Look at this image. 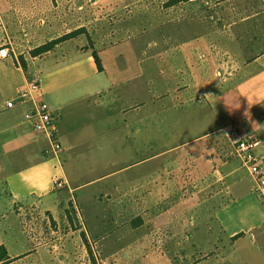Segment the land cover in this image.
Here are the masks:
<instances>
[{
    "label": "crops",
    "instance_id": "obj_1",
    "mask_svg": "<svg viewBox=\"0 0 264 264\" xmlns=\"http://www.w3.org/2000/svg\"><path fill=\"white\" fill-rule=\"evenodd\" d=\"M18 1L0 0V47L11 45L0 58V247L10 259L4 264H264V196L223 131L237 122L258 141L255 153L264 162V0L191 4L199 13L181 22L190 31L183 35L179 79L189 84L180 106L171 98L174 72L167 67L165 88L159 85L152 53L149 66H118L129 55L115 54L99 71L93 48L78 45L76 36L33 56L31 49L91 19L75 11L62 21L57 0H23L21 14L14 13ZM34 80L56 118L63 147L57 157L44 155L47 138L20 119L30 102L6 107ZM92 98L100 116L88 128L98 140L89 147L100 155L97 166H124L119 174L140 168L133 177L80 182L87 173L76 164L81 143L59 127L67 103ZM159 139L174 147L159 153ZM177 159L184 182H195L193 195L187 184L170 193L169 183L179 182L171 172ZM159 162L171 169L160 173Z\"/></svg>",
    "mask_w": 264,
    "mask_h": 264
},
{
    "label": "rangeland",
    "instance_id": "obj_2",
    "mask_svg": "<svg viewBox=\"0 0 264 264\" xmlns=\"http://www.w3.org/2000/svg\"><path fill=\"white\" fill-rule=\"evenodd\" d=\"M3 1L5 2V0ZM13 1L16 0H8V3L11 4ZM104 1L105 12L102 11ZM172 1L173 0H57L56 12L58 10L60 11L62 21L75 11H77L81 18L91 19L90 26L79 27L77 29L82 30V33L77 35V44L82 45L83 43L87 48H93V51L95 50L98 53L103 67H105V63L110 65L111 58L115 54H117L116 56H121V54L124 55L126 53L129 55L128 62H122L118 66H134L135 62H138L141 66H149L151 62L150 53L156 56L159 85L161 84L162 87L165 88L164 82L168 80V78H166L168 77L166 69L170 67L168 71H173L175 74V79H173L175 82L174 94L171 98L174 99V105L178 106L179 104L180 106L182 102L180 99V92L189 84L186 80L179 79L184 69L182 53L187 52V49L183 47V35H187L190 31V24L189 26L185 25L182 27L181 22L188 16L191 18H198L199 12L193 10L191 7V4L198 2V0H179L175 3ZM22 2L23 0L18 1L19 10H16L14 13L21 14ZM244 2L245 0H243V3ZM80 12H84L85 16ZM20 19L22 20L21 16ZM24 21L25 19H23V22ZM39 23H42V20ZM87 35H89V37ZM173 35L174 38L172 37ZM172 38L174 40H172ZM35 49L37 48L29 50L32 53ZM64 56V54L60 55V59H63ZM172 57H176V59L172 60ZM167 58H170L169 63ZM153 61H155V59L152 60V62ZM218 77H221V80L224 81L230 76L219 75ZM184 81H186V83ZM198 81L197 77L193 81L194 91H198V87L195 85ZM169 85H171V82ZM222 85L224 86V84ZM96 102L97 98H92L90 101L88 99L76 101L72 99L65 105V116L62 117V123H65H61L59 127V130L62 129L63 136L67 135L69 132H74L72 135L77 136L75 143H81L78 146L84 154H81V158L78 159L76 164L86 167L87 173L83 175L82 178H79L80 182H106L105 179L111 176L133 177L135 174L139 173L140 168L132 167L119 174L115 172L119 171L124 166H114V164L109 166L103 165L101 167L97 166L98 163L101 162H97L100 155H96L97 152H93V148L90 149L89 147L92 145L98 146L96 144L98 140L92 139L89 135V132L92 130H88L93 123L100 122V116L93 106ZM69 123H73L75 126L70 127ZM164 125L165 123L161 122L159 128L162 126L164 127ZM173 147V143H168L165 139H159V153H164ZM93 153L95 155H93ZM179 159L175 160V164L172 168L176 166L174 167V171H171L173 177L179 180V182L169 183V187H173L174 191H170V193L177 194V192L181 191L183 186L187 184L190 187L189 194L193 195L196 191L195 182H184L187 174ZM101 160L105 161V158H101ZM170 166L167 167L166 162L162 166L159 162V172L163 173L167 171V169H171ZM67 191L66 188L64 191L62 190L60 192L64 193ZM197 201L198 199H196V203ZM197 212L199 214L202 213L201 209L197 210ZM134 221L135 223L139 222V219H135Z\"/></svg>",
    "mask_w": 264,
    "mask_h": 264
},
{
    "label": "built area",
    "instance_id": "obj_3",
    "mask_svg": "<svg viewBox=\"0 0 264 264\" xmlns=\"http://www.w3.org/2000/svg\"><path fill=\"white\" fill-rule=\"evenodd\" d=\"M10 47L9 43L0 47V58L8 56ZM44 96L41 83L34 80L7 100L6 107L12 108L18 103L30 102L31 107L22 114L20 119L26 125L27 130L47 138L48 145L44 149V155L57 157L63 151V147L57 136L56 118ZM223 131L233 150L234 157L247 167L254 182L255 192L264 196V162L255 153L258 141L254 138L245 137L237 122H232ZM54 184L57 189H61L65 185L59 176L55 178Z\"/></svg>",
    "mask_w": 264,
    "mask_h": 264
},
{
    "label": "trees",
    "instance_id": "obj_4",
    "mask_svg": "<svg viewBox=\"0 0 264 264\" xmlns=\"http://www.w3.org/2000/svg\"><path fill=\"white\" fill-rule=\"evenodd\" d=\"M177 1H179V0H173L172 2L175 3ZM81 33H82V30H76L75 32H72L70 34H67L65 36H62L58 39H55L51 42H48V43L42 45L41 47L33 50L31 54L33 56H38L41 53L48 52V51L52 50L56 45L66 41L68 39L74 38L77 35H80ZM93 57H94V60H95V63L97 65L98 70L101 71L103 69V66L101 63V59L99 58L98 53L95 50L93 51ZM9 260L10 259H9V256L7 254L5 247L1 246L0 247V263L4 264V263L8 262Z\"/></svg>",
    "mask_w": 264,
    "mask_h": 264
},
{
    "label": "clouds",
    "instance_id": "obj_5",
    "mask_svg": "<svg viewBox=\"0 0 264 264\" xmlns=\"http://www.w3.org/2000/svg\"><path fill=\"white\" fill-rule=\"evenodd\" d=\"M247 114V113H246Z\"/></svg>",
    "mask_w": 264,
    "mask_h": 264
}]
</instances>
